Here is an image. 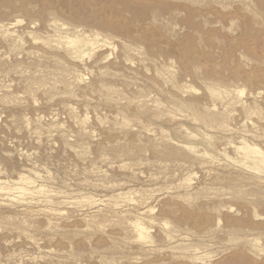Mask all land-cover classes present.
<instances>
[{
  "label": "rangeland",
  "instance_id": "rangeland-1",
  "mask_svg": "<svg viewBox=\"0 0 264 264\" xmlns=\"http://www.w3.org/2000/svg\"><path fill=\"white\" fill-rule=\"evenodd\" d=\"M0 264H264V0H0Z\"/></svg>",
  "mask_w": 264,
  "mask_h": 264
},
{
  "label": "bare ground",
  "instance_id": "bare-ground-1",
  "mask_svg": "<svg viewBox=\"0 0 264 264\" xmlns=\"http://www.w3.org/2000/svg\"><path fill=\"white\" fill-rule=\"evenodd\" d=\"M78 41H80V40H78ZM34 188V187H33ZM21 189V188H20ZM21 191V190H20ZM38 191V190H37ZM36 192V191H35ZM41 193V192H40ZM38 194V193H37ZM45 195V194H44ZM51 196V195H50Z\"/></svg>",
  "mask_w": 264,
  "mask_h": 264
}]
</instances>
